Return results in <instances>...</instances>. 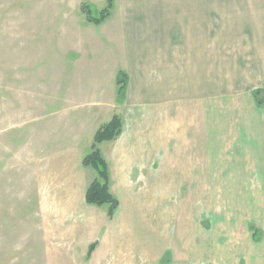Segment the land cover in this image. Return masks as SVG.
Wrapping results in <instances>:
<instances>
[{
	"label": "rangeland",
	"instance_id": "rangeland-1",
	"mask_svg": "<svg viewBox=\"0 0 264 264\" xmlns=\"http://www.w3.org/2000/svg\"><path fill=\"white\" fill-rule=\"evenodd\" d=\"M203 1L208 0H186V47L197 46V38L209 42L214 36L218 48L227 52L237 33V49L248 55L250 68L256 54L264 51V7L202 9ZM114 5L109 16L94 25L89 17H97L107 0H0V264H173L174 253L185 257L174 264H218L201 232L213 227L211 216L231 217V210L204 201L202 195L214 188L220 194H253L249 205L234 211L240 217L235 230L261 254L264 168H255L249 183L230 179L241 176L243 167H228V180L219 186L186 181V175L176 173L172 182L143 184L146 192L139 193L137 187L136 194L143 198L160 195L158 203H169V212L149 208L141 196L135 199L131 186L129 192H113L120 206L112 219L107 206H89L79 199L77 178L86 171L96 178V172L78 158L90 153L95 132L120 111L116 105V113H106L117 100L115 80L123 65ZM259 96L262 110L264 90ZM110 143L97 145L102 157ZM55 170L66 179L49 173ZM55 180H62V198L74 197V206L62 218L63 211L55 208L58 212L50 219L49 206L61 193L55 190ZM193 216L197 226L191 224ZM223 234L228 236V231ZM234 257V264H245L242 255L239 262Z\"/></svg>",
	"mask_w": 264,
	"mask_h": 264
},
{
	"label": "crops",
	"instance_id": "crops-1",
	"mask_svg": "<svg viewBox=\"0 0 264 264\" xmlns=\"http://www.w3.org/2000/svg\"><path fill=\"white\" fill-rule=\"evenodd\" d=\"M113 2L112 8L115 2L118 4L123 44V65L118 73L126 74L127 85L124 101L116 100L115 105L112 102L106 111L116 113L117 105L122 122L120 135L109 144L107 154L103 153L110 193L129 192L134 187L136 199L143 196L136 194L138 190L146 192V188L141 187L143 184L172 182L176 173L186 175V181L192 179L219 186L228 180V167L244 168L241 176L230 178L233 182L252 181L255 168H264V109H258L252 97L253 91L261 90L262 93L264 90V51L256 54L250 69L248 55L237 49V33L230 39V51L220 50V41L214 36H210L209 42L206 37L197 38L200 39L197 46L189 49L186 47V8L189 7H186V0ZM203 2L205 4L199 6L202 9L264 7V0ZM254 73L259 74L257 83ZM78 159L82 165L81 155ZM49 173H56L57 179H66L59 170ZM94 179V172L87 171L77 178L82 187L81 201L85 202L87 187ZM55 181V190L63 191L62 180ZM221 192L214 188L202 195L209 204L231 210V217L221 215L214 219L210 215L213 227L202 229L201 234H206L212 245V256L218 264H234V256L239 262L240 255L245 264H264V251L256 252L254 243L235 230L240 217L234 211L249 205L253 194ZM159 196L142 198L149 208L156 206L158 210L160 206L162 211L169 212V203L160 205ZM161 197H169V194ZM73 200L69 194L62 198L61 192L55 197V205L49 206L48 218H54L53 214L59 209L63 211L61 218L69 213L74 206ZM189 200L195 202L186 197V201ZM135 205L139 208V200H135ZM61 222L56 220L58 224ZM217 223L225 225L216 226ZM191 224H199L195 216ZM227 231L228 236H225L223 233ZM224 245L225 249L221 250ZM244 245L247 249L241 250ZM173 256V264L185 259L177 258L176 253Z\"/></svg>",
	"mask_w": 264,
	"mask_h": 264
},
{
	"label": "trees",
	"instance_id": "trees-1",
	"mask_svg": "<svg viewBox=\"0 0 264 264\" xmlns=\"http://www.w3.org/2000/svg\"><path fill=\"white\" fill-rule=\"evenodd\" d=\"M113 1L114 0H107L106 8L99 12L97 17H89L88 22L94 25L102 23L109 16ZM115 84L117 86V100L119 103H122L125 99L127 85L126 74L119 72L116 76ZM259 95H261V90H255L252 93L258 106L262 104V101L259 100ZM121 128V118L114 115L109 122L102 125L95 132L91 151L82 160V166L92 168L96 172V178L87 187L85 202L89 206H107L106 214L108 219H112L114 216L118 208V200L110 193L108 166L97 149V145L116 140L121 133Z\"/></svg>",
	"mask_w": 264,
	"mask_h": 264
}]
</instances>
